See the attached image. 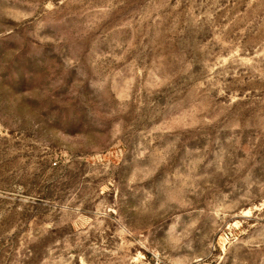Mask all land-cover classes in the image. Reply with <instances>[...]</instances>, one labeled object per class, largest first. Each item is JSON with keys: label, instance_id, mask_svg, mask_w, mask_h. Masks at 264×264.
<instances>
[{"label": "rangeland", "instance_id": "obj_1", "mask_svg": "<svg viewBox=\"0 0 264 264\" xmlns=\"http://www.w3.org/2000/svg\"><path fill=\"white\" fill-rule=\"evenodd\" d=\"M0 264H264V0H0Z\"/></svg>", "mask_w": 264, "mask_h": 264}]
</instances>
